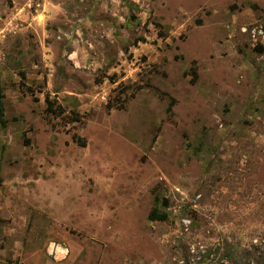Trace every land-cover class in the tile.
<instances>
[{
  "label": "rangeland",
  "instance_id": "obj_1",
  "mask_svg": "<svg viewBox=\"0 0 264 264\" xmlns=\"http://www.w3.org/2000/svg\"><path fill=\"white\" fill-rule=\"evenodd\" d=\"M0 74V264L264 257V0H0Z\"/></svg>",
  "mask_w": 264,
  "mask_h": 264
},
{
  "label": "trees",
  "instance_id": "obj_2",
  "mask_svg": "<svg viewBox=\"0 0 264 264\" xmlns=\"http://www.w3.org/2000/svg\"><path fill=\"white\" fill-rule=\"evenodd\" d=\"M20 75L22 78L21 86L26 88L27 92L30 93L32 96H35V89L32 88L31 86H28L25 83V80L27 79L26 73L21 72ZM196 78L197 77H195L193 82H195ZM5 98H6V94H5V90L3 88V85H2L1 74H0V127L3 129L7 128V124H8V121L6 119ZM46 101L48 104V106H47V112L48 113L55 115V116H58V117L63 116V114H64L63 107L57 106L56 101L50 100L49 97H47ZM73 121H79L78 116H76V119ZM73 138L81 146H86V142L83 139H81L79 136L74 135ZM162 201L164 202V200H162ZM160 203H162V202L160 201L159 197H157V205L152 209V211L149 214V219L151 221L166 222L169 220L168 213L165 211H162ZM240 251L241 250L238 248L235 255L232 253L227 255L228 261H230L231 264H246L245 263L246 260H244V258L248 259V261H249V259L251 258L250 254L247 253L244 256V258H240L238 255L243 252V251H241V252ZM259 261H257V264H262L261 262H263V264H264V257H259ZM16 264H24V263L17 262Z\"/></svg>",
  "mask_w": 264,
  "mask_h": 264
}]
</instances>
